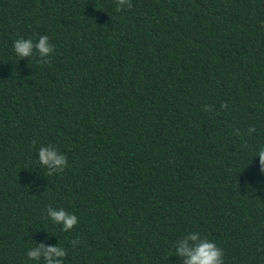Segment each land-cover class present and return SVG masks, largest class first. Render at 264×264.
<instances>
[{
    "label": "trees",
    "instance_id": "trees-1",
    "mask_svg": "<svg viewBox=\"0 0 264 264\" xmlns=\"http://www.w3.org/2000/svg\"><path fill=\"white\" fill-rule=\"evenodd\" d=\"M116 4L0 0V264H35L39 241L64 264H182L187 231L264 264V0ZM41 34L51 54L16 56ZM49 205L79 222L62 231Z\"/></svg>",
    "mask_w": 264,
    "mask_h": 264
},
{
    "label": "clouds",
    "instance_id": "clouds-1",
    "mask_svg": "<svg viewBox=\"0 0 264 264\" xmlns=\"http://www.w3.org/2000/svg\"><path fill=\"white\" fill-rule=\"evenodd\" d=\"M124 7H131V0H117V11ZM54 45L48 35L41 34L33 40L31 37L17 36L12 41V50L18 58L31 57L38 53L40 57H47L53 52ZM252 131V129H249ZM35 143V142H34ZM39 165L43 166L47 174L60 173L67 164L65 154L51 144H42L36 149ZM253 157H258L257 164L260 172L264 173V144L257 146ZM46 216L55 224L61 226L62 231H68L76 225L77 215L63 207L46 208ZM175 256L182 264H223V250L216 243L201 235L198 231H187L173 241ZM65 248L58 244L36 242L25 250V256L35 264H64Z\"/></svg>",
    "mask_w": 264,
    "mask_h": 264
}]
</instances>
